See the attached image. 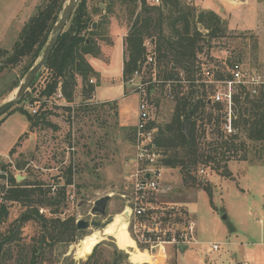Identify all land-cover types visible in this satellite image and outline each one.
Segmentation results:
<instances>
[{
    "label": "rangeland",
    "instance_id": "rangeland-1",
    "mask_svg": "<svg viewBox=\"0 0 264 264\" xmlns=\"http://www.w3.org/2000/svg\"><path fill=\"white\" fill-rule=\"evenodd\" d=\"M242 1L244 3L227 14L224 7L216 13L225 22L227 31L225 37L212 40L208 47H204L208 59L200 55L207 59L204 60L209 68L224 69V62L228 65L241 62L247 67L264 63V0H256L258 5L255 1L254 4L250 0ZM182 2L197 9L196 4L201 7L215 5L214 0ZM42 5L43 0H0L1 49H12L23 26ZM132 9V6L122 5L117 0H87L88 13L96 23L95 30L91 29L97 33L91 37L93 42L98 47L105 45L109 48L114 40V46L106 54L107 61L105 57L91 60L100 74V80L95 84V100L117 101V105L123 108L122 117L129 124H134L137 119L139 96L128 93L121 83V62L126 58L121 50V35L126 30L128 32ZM28 63L24 60L16 67L4 69L0 64V104L11 98L16 90L14 87L22 82ZM46 77L47 74L43 72L35 78L33 86L26 93L28 101L36 98ZM168 89L169 85L159 84L155 88L154 102L150 104L151 121L158 125L168 123L172 115L173 102L168 96ZM213 90L214 87L210 86L206 92L210 95ZM28 101L18 103L11 110L23 108L29 113ZM65 108H69V111ZM43 110L49 113L47 120L52 127L39 126L25 133L13 155L0 159V174H3L1 168H4L15 177L26 178L31 183L39 182L45 185L44 188L52 187L54 192L63 186L70 168L72 185L66 187L65 201L58 208V214L52 213L53 207L46 209L44 216L47 219L73 217L75 223L79 220L88 224L96 222L98 229L89 225L87 229L79 230L81 232L76 242L71 244L47 241L42 245V256L37 264H88L94 249V261L99 264L119 262L121 254L126 257L119 264H132V260L137 264L132 247L121 240L127 235L120 220L125 205L120 196L130 191L131 177L137 169L136 153L133 134L119 126L117 106L110 107L96 103L92 97H85L78 79L72 103L52 101ZM212 112L217 114L216 111ZM242 112V108L240 110L236 106L238 136L245 141L246 134L241 128L244 119H240ZM7 114L1 116L0 120ZM220 115H223V109ZM21 116L19 114L9 121L12 128H16L17 118L22 120ZM5 135L0 129V142ZM245 142L249 150L248 160L228 164L233 177L231 180L200 166L195 175L200 185L184 186L178 169L163 168L162 178L173 190L161 201L182 206L195 222L198 241L221 244L219 251L210 258L204 256L201 246L192 247L184 253L171 250L173 255L167 264H214L216 260L232 264L233 253L237 254L238 261L244 262L245 259L252 264L254 250L264 251V247L251 246V243L259 240L258 231L264 226V162L255 157L254 146L247 140ZM16 164L21 166V170L15 169ZM202 185L210 188L211 195L200 188ZM104 196H110L105 215H92L93 203ZM24 210L19 204H10L8 218L0 224V234H5ZM223 216L225 220H222ZM230 227L235 229L234 233L230 232ZM18 234V242L4 248L5 252L11 251V257H6L3 252L0 254V264H28L29 248L39 240L40 228L37 223L28 222ZM231 243L235 244L228 245ZM246 243L249 245L245 246Z\"/></svg>",
    "mask_w": 264,
    "mask_h": 264
},
{
    "label": "trees",
    "instance_id": "trees-1",
    "mask_svg": "<svg viewBox=\"0 0 264 264\" xmlns=\"http://www.w3.org/2000/svg\"><path fill=\"white\" fill-rule=\"evenodd\" d=\"M65 1L43 0V5L21 29L12 49L7 51L0 48L1 69L16 67L24 60L29 61L25 72L31 68L40 57ZM117 1L133 8L130 26L124 38L126 58L122 69L123 83L134 72L141 70L147 53L144 43L147 41L155 52L154 67L148 66L142 74L143 81L155 80L148 88L149 104L154 102L155 88L159 84L169 85L168 95L173 102L170 121L163 125H158L154 121L149 123L151 129H156L154 142L158 152L161 151L159 165L171 170L178 169L183 185L193 187L200 185L195 178L200 166L231 180L233 177L228 170V164L248 160L246 140L254 146L255 157L264 162V95L253 100L246 97L235 100L236 105L243 111L240 116V119H244L240 127L246 134V140L243 141L238 133L225 135L221 131L223 115H220V112L223 108L208 103L207 88L200 82L198 57L204 55L209 58L204 47H208L212 40L225 37L227 31L225 22L215 12L190 7L183 4L182 0H160L157 6L150 4L149 0ZM109 12L110 8L107 13ZM92 24L87 10V0H79L46 64L37 75L38 77L43 72L47 74L43 86L37 92L40 99L52 97L59 88L65 102L72 103L78 79L82 84L83 95L87 98L92 97L95 86L88 82L96 74L85 57L100 55L98 45L91 39L97 34L91 30ZM217 78L221 79V76L217 75ZM17 87L18 85L14 89ZM27 96L26 94L20 103L28 101ZM28 102L33 103L34 100ZM104 104L110 107L115 105ZM65 110L69 111V108ZM212 111H216L217 114H213ZM13 113H19L26 118L29 131L39 126L52 127L47 120L49 113L46 111L31 115L23 108H14L8 111L6 117ZM187 120L190 121L188 136L182 132V124ZM235 123L234 121V127L237 128ZM121 129L134 134V128ZM23 136L19 138V142ZM19 142L10 150V156ZM15 169L21 170V166L16 164ZM1 170L6 176L0 175V182L7 183L8 188H5V184H0L2 193L0 224L7 220L10 204H19L25 210L10 224L11 228L9 227L5 234H0V254L5 253L6 257H11L10 250L4 251L5 246L16 244L19 230L24 224L32 221L38 224L40 235L39 240L29 248L28 264L38 263L42 256V245L47 241L57 244L76 242L81 231L77 229L73 217L47 219L39 214V209L53 207L55 209L52 213L58 214V208L65 201L66 187L72 185L70 168L67 170L68 175L63 186L54 192L51 191L52 187L44 188V184L31 183L26 181V178L17 183L16 177L9 171L4 168ZM200 188L211 195L207 185ZM13 226L17 227L12 229ZM95 252L96 249L88 258V264H99L94 261ZM125 257L121 254L120 261L114 264L121 263Z\"/></svg>",
    "mask_w": 264,
    "mask_h": 264
},
{
    "label": "built area",
    "instance_id": "built-area-1",
    "mask_svg": "<svg viewBox=\"0 0 264 264\" xmlns=\"http://www.w3.org/2000/svg\"><path fill=\"white\" fill-rule=\"evenodd\" d=\"M150 2L155 6L160 4V0H150ZM144 46L147 53L141 70L134 72L124 83L128 93H137L139 96L137 121L133 134L137 169L131 177L130 191L120 196L125 202L120 214L125 216L126 231L135 248L149 258L148 262L142 264H167L168 259L173 255L171 250L178 253L180 247L191 249L201 246L204 256L210 258L219 251L221 244L198 241L195 222L186 214L182 206L161 201L164 196L170 195L173 188L162 178L163 167L159 165L160 155L154 142L156 129L149 127L151 118L147 94L149 86L155 80L143 81L142 74L148 66L154 67L155 52L149 42L146 41ZM204 59L206 58L198 57L200 82L207 89L210 86L214 87L212 93L208 94L207 101L210 104L222 106L221 131L225 135H235L238 133V129L233 124L237 118L235 100L243 97L253 100L264 95V63L247 67L241 62L229 65L224 62L223 69L209 68L207 59ZM217 75H220L221 79H218ZM88 83L94 86L96 84L93 78ZM33 100L34 102L29 103L27 108L31 115L46 111L43 109L52 101L66 103L59 88L52 97L40 99L36 96ZM0 175L6 176V173L3 172ZM3 184L7 189L8 184ZM1 198L0 190V203ZM45 213V209H39V214Z\"/></svg>",
    "mask_w": 264,
    "mask_h": 264
},
{
    "label": "crops",
    "instance_id": "crops-1",
    "mask_svg": "<svg viewBox=\"0 0 264 264\" xmlns=\"http://www.w3.org/2000/svg\"><path fill=\"white\" fill-rule=\"evenodd\" d=\"M150 1V0H149ZM248 1V0H246ZM258 5V2L256 0H250L251 3ZM241 3H244L242 0H214V6H206V7H201V5L196 4L195 6L198 7L201 10H207V11H212V12H219L221 10V7H224L226 14L229 11H233L236 9V7L238 5H241ZM239 7V6H238ZM127 30L124 33V35H121V50H122V54L124 57L125 56V45H124V38L126 36ZM114 40L112 42V46H114ZM107 48V46L105 45H99V50H100V55L98 57H92V56H86L85 59L87 61V63L90 65V67L92 68V70L95 72V82L97 84V82L100 80V74L98 71L95 70L91 60H96L99 58H104L105 61L108 60L107 57V52L110 50V48ZM123 62L124 60L121 62V72L123 69ZM121 83L124 85L123 83V79L121 81ZM95 90L93 92L92 98L93 101H95L96 103H114L117 106V117H118V122H119V126L121 128H134L135 124H136V116H135V123L134 124H129L127 122V119L122 117V112H123V108L120 107V105H117V101H113L114 99H109V100H105V101H96L95 100ZM14 115H19V114H13L9 117H6L1 123H0V129H3V131L6 133V135L2 138V142H0V159H4L9 155L10 150L15 146V144L17 142H19V138L21 136H23L25 133H27L29 131V125L28 122L26 120V118L24 116L22 117V120L20 118H17V126L16 128H12L11 126H13L11 124V119L15 118L16 116ZM10 125V126H9ZM22 181V180H21ZM263 210H264V206H263ZM264 215V213H263ZM264 220V217H263ZM231 232H235V229L232 228ZM258 238L259 240L257 241V243H251V246H255V247H264V226L258 231ZM235 243H231L228 245H234ZM245 246L249 245L248 243L244 244ZM233 253V252H232ZM246 252H243V254H245ZM232 260L234 261V263L232 264H251L249 262H246L244 259V262L242 261H238L237 260V254L233 253L231 254ZM254 257L255 259L252 261V264H264V251L263 250H254ZM214 264H228L225 263L224 260H216V262Z\"/></svg>",
    "mask_w": 264,
    "mask_h": 264
},
{
    "label": "water",
    "instance_id": "water-1",
    "mask_svg": "<svg viewBox=\"0 0 264 264\" xmlns=\"http://www.w3.org/2000/svg\"><path fill=\"white\" fill-rule=\"evenodd\" d=\"M77 5V0H66L63 10L59 16L58 21L53 26V29L51 31L50 37L44 46V49L41 52L40 57L38 60L31 66V68L26 72L24 75L22 82L18 85L16 90L14 91L11 98L7 99L3 103L0 104V117L3 116L5 113H7L9 110H11L14 106H16L18 103L21 102L27 91L29 90L30 85L35 80L36 76L39 74V72L43 69L44 65L46 64L49 55L54 48L56 41L60 34L63 32L67 22L70 20L75 8ZM96 23L92 24V30H95ZM189 126L190 121H184L182 124V132L188 136L189 134ZM24 178L16 177V182L19 183ZM110 200V196H104L99 199H97L93 203V208L91 211V214L94 216H104L105 215V209L107 206V203ZM226 217L223 216L222 220H225ZM89 225L95 230L98 229V224L96 222H91L88 224L87 222H84L82 220H79L76 222V227L78 230H85L89 227ZM232 231V228L230 227V232ZM180 252L184 253L186 250H188L186 247H180Z\"/></svg>",
    "mask_w": 264,
    "mask_h": 264
},
{
    "label": "bare ground",
    "instance_id": "bare-ground-1",
    "mask_svg": "<svg viewBox=\"0 0 264 264\" xmlns=\"http://www.w3.org/2000/svg\"><path fill=\"white\" fill-rule=\"evenodd\" d=\"M120 220H122L123 224H124V232L126 233L127 237H121V240L123 243H126L127 245H130V247L134 248L132 251V253L136 256L137 258V264H142L145 262L149 261V258L141 253L139 250H137L134 246L133 241L129 238L127 231H126V221H125V216L120 215ZM120 239V238H119ZM132 264H134V260H132Z\"/></svg>",
    "mask_w": 264,
    "mask_h": 264
}]
</instances>
